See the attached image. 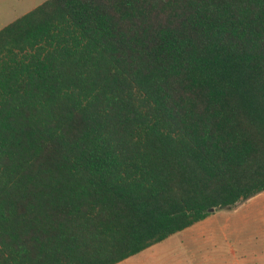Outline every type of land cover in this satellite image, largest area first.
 <instances>
[{
    "label": "trees",
    "instance_id": "trees-1",
    "mask_svg": "<svg viewBox=\"0 0 264 264\" xmlns=\"http://www.w3.org/2000/svg\"><path fill=\"white\" fill-rule=\"evenodd\" d=\"M263 192L264 0H47L0 30V264H119Z\"/></svg>",
    "mask_w": 264,
    "mask_h": 264
},
{
    "label": "rangeland",
    "instance_id": "rangeland-1",
    "mask_svg": "<svg viewBox=\"0 0 264 264\" xmlns=\"http://www.w3.org/2000/svg\"><path fill=\"white\" fill-rule=\"evenodd\" d=\"M47 0H0V30ZM119 264H264V192Z\"/></svg>",
    "mask_w": 264,
    "mask_h": 264
},
{
    "label": "water",
    "instance_id": "water-1",
    "mask_svg": "<svg viewBox=\"0 0 264 264\" xmlns=\"http://www.w3.org/2000/svg\"><path fill=\"white\" fill-rule=\"evenodd\" d=\"M214 211H215L214 209L211 210V212H214Z\"/></svg>",
    "mask_w": 264,
    "mask_h": 264
}]
</instances>
